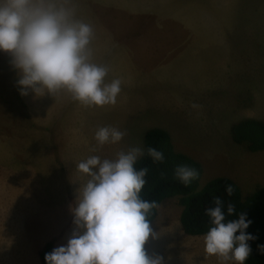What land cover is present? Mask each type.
Segmentation results:
<instances>
[{"label": "rangeland", "instance_id": "1", "mask_svg": "<svg viewBox=\"0 0 264 264\" xmlns=\"http://www.w3.org/2000/svg\"><path fill=\"white\" fill-rule=\"evenodd\" d=\"M93 3L94 32H116L92 44L94 62L109 67L106 81L122 80L115 106L87 108L66 94L45 93L33 100L45 112L32 115L25 104L17 109L14 76L0 67V264H26L23 258L33 259L55 236L54 226H65L69 207L57 189L68 198L77 182L86 183L79 162L143 148L153 127L201 165L196 191L222 177L236 183L242 198L264 186V150L252 153L230 139L234 123L264 122V0ZM76 13L80 19L81 9ZM212 38L227 41L213 44ZM105 126L126 135L91 151L95 132ZM204 236L164 238L152 252L149 241L146 253L161 256L163 264H221L206 253Z\"/></svg>", "mask_w": 264, "mask_h": 264}, {"label": "clouds", "instance_id": "2", "mask_svg": "<svg viewBox=\"0 0 264 264\" xmlns=\"http://www.w3.org/2000/svg\"><path fill=\"white\" fill-rule=\"evenodd\" d=\"M94 37L93 26L77 18L73 0H0V51L12 57L21 96L31 89L37 97L66 94L87 108L115 106L122 80L106 81L109 67L94 62ZM125 135L115 127H100L91 151L116 144ZM146 153L154 163L164 160L153 147ZM143 155L145 150L136 147L118 151L114 159L94 155L77 164L88 179L79 187L78 204L72 208L75 230L66 246L45 254L46 264H163L161 256H149L144 248L150 236L159 235L149 217L161 206L141 198L148 169L134 166ZM174 173L185 186L198 177L185 165ZM233 190L231 185L225 188L229 196ZM213 203L205 210L213 225L204 236L206 253L217 256L221 264H244L251 252L247 241L256 239L244 231L251 221L245 214L226 221L223 201L214 197ZM235 211L229 203L227 215Z\"/></svg>", "mask_w": 264, "mask_h": 264}, {"label": "trees", "instance_id": "3", "mask_svg": "<svg viewBox=\"0 0 264 264\" xmlns=\"http://www.w3.org/2000/svg\"><path fill=\"white\" fill-rule=\"evenodd\" d=\"M230 139L234 144L244 146L249 152L264 150V122L255 119H244L234 123L230 128ZM153 147L164 155L163 162H153L147 155L146 149ZM143 149L145 155L135 164L137 170L147 168L144 185L140 195L147 201H156L161 204L165 199L177 198L181 208L180 225L182 231L190 236L206 235L213 225L205 214L206 208L214 207L213 198L219 197L223 201V210L226 221L238 219L239 214H245L246 220L251 224L245 229L246 234H251L256 239L247 241L251 248L250 255L244 264H264V186L258 188L251 195L242 198L240 189L229 178H215L206 183L203 188L197 190L198 179L202 173L201 165L190 157L177 152L168 133L159 128H153L145 132L143 136ZM185 165L194 168L198 177L187 186L176 177L174 170L177 166ZM231 185L233 193L227 195L225 188ZM235 206V213L227 215V205ZM157 214V209L152 210L149 217L151 223ZM239 235V232H237ZM53 244L47 242L38 253L40 264H46L45 254L51 253Z\"/></svg>", "mask_w": 264, "mask_h": 264}, {"label": "crops", "instance_id": "4", "mask_svg": "<svg viewBox=\"0 0 264 264\" xmlns=\"http://www.w3.org/2000/svg\"><path fill=\"white\" fill-rule=\"evenodd\" d=\"M87 1L83 0L82 4L76 2V4H75L76 10L81 9V11H82V17L80 16V20H83L84 22L88 23V19H89L90 20L89 23L93 26V28H95L96 22H94L95 20L92 17L93 13H92L91 9H92V7H97V5H95V3H93V0L92 1L87 0ZM88 4L90 5V7H89L90 11L86 10L87 8L85 5H88ZM93 15L96 18H99V16L97 14H93ZM77 18L79 19L78 15H77ZM97 30H98V27H97ZM97 30L95 31V37L93 39L92 44L94 43L98 46L100 44V42H99L100 40L107 42L108 35L116 34V32L110 31V30H107V32H99ZM100 34H104L106 37L100 39L99 38ZM223 41H227V39L226 38H224V39L212 38L211 43L218 44V43H221ZM0 54H1L0 55V67L9 68L10 73L14 76V77H9V78L13 83L12 91L16 92L17 109L21 103L23 105L25 104L26 108L28 109V113H30L32 115H35L36 113H44L46 108H44L42 106H35L34 107L33 100H38V98L34 97L35 94L31 91V89L27 90L28 95H26V97L20 95V87L17 85V81L20 78V76L18 75V70H16L10 63L12 57L9 53L3 52V51H0ZM40 108H43V109L38 110V111L35 110V109H40ZM18 112H19V110H18ZM153 128H157V127H153ZM153 128H150V129H153ZM150 129H148V130H150ZM159 129H162V128H159ZM162 130H164V129H162ZM82 185H83L82 183L77 182L76 185L71 188L70 193L68 194L69 195L68 198H67L66 192H64L62 189H59V190L57 189V191H58L57 194L61 198L60 199L61 204L68 206L69 210H68V213H66V215H64L65 223H63V225H65V226L61 227L60 229L59 228L57 229L54 226L53 231L55 232V236L52 238V240L47 241V242H51L53 244V249L60 247V246H66L68 240L71 238L72 232L75 230V225L73 224L74 215H73V212H70V211H72V208L74 209L78 204V200H79L78 189ZM48 196H49V194H48ZM64 196H65V198H63ZM160 206L161 207L157 209V214H156L155 219L150 223V227L152 228L153 232L159 233V235L155 239H153L151 236L149 237V239L147 241L148 243L144 247L145 251H147L148 245L151 243H152V245L150 247V251L152 252L154 249V245H157V243L161 244L163 242L164 238L174 237L176 240L177 238L182 237L183 235H186V234H182L184 232H181L182 231V228L180 225L181 209H180V206L178 205V200L177 199L176 200H169V201L164 200L160 204ZM172 211H176V213L172 214ZM67 221L69 222V224ZM47 242L44 241L43 244L37 248V251H36L33 259H30L28 257L23 258L25 263L26 264H40V261L38 258V253L41 250V248L43 247V245L46 244ZM189 244H190L191 248L193 249L194 248V240L189 241L187 238L188 247H189ZM160 252H161L160 255H162V251H160ZM11 262H14V260H11Z\"/></svg>", "mask_w": 264, "mask_h": 264}]
</instances>
